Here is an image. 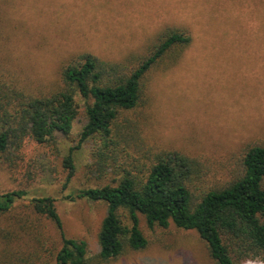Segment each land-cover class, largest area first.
I'll return each instance as SVG.
<instances>
[{
	"label": "rangeland",
	"instance_id": "rangeland-1",
	"mask_svg": "<svg viewBox=\"0 0 264 264\" xmlns=\"http://www.w3.org/2000/svg\"><path fill=\"white\" fill-rule=\"evenodd\" d=\"M167 27L187 29L193 41L178 62L149 72L145 105L121 116L130 139L120 143L126 151L115 165L147 162L137 144L152 153L178 150L203 161V185L224 183L229 156L264 138V0H0V83L50 93L71 56L91 52L123 60ZM79 102L69 134L57 133L43 144L27 138L17 162L0 165V190L26 191L9 212L0 213V264H54L62 234L30 206L38 196L55 198L62 232L85 240L88 257L100 251L107 204L65 196L109 183L120 169L96 171L93 152L99 142L87 140L75 150L76 171L64 188V158L87 122ZM139 216L147 247L104 264H215L195 230L173 223L149 227Z\"/></svg>",
	"mask_w": 264,
	"mask_h": 264
},
{
	"label": "trees",
	"instance_id": "trees-1",
	"mask_svg": "<svg viewBox=\"0 0 264 264\" xmlns=\"http://www.w3.org/2000/svg\"><path fill=\"white\" fill-rule=\"evenodd\" d=\"M192 41L187 29L167 27L144 50L123 60H107L91 52L75 54L63 64L60 84L50 93L33 94L0 83V165L15 164L19 159L16 153L27 138L43 144L53 141L57 133L69 134L81 99L87 122L77 145L64 158V188L76 171L75 150L87 140L99 142L93 152L96 171L120 169L119 176L109 183L73 190L65 196L71 201L107 204L98 234L100 251L94 257H88L85 240L62 232L55 198L30 199L33 210L61 230L62 247L54 264H104L127 250L145 249L149 242L140 228V214L149 227L165 228L173 223L177 228L195 230L215 264H264V138L246 143L229 156L232 163L231 168L225 166L228 178L224 183L203 185L207 175L203 161L178 150L152 153L137 144L147 162L132 168L115 165L120 152L126 151L120 143L128 145L130 139L121 116L145 105L149 72L164 63L178 62ZM25 195V190H0V213L9 212Z\"/></svg>",
	"mask_w": 264,
	"mask_h": 264
}]
</instances>
